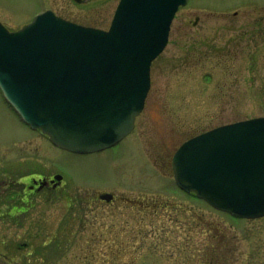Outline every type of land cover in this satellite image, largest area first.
Here are the masks:
<instances>
[{
	"label": "rangeland",
	"instance_id": "obj_1",
	"mask_svg": "<svg viewBox=\"0 0 264 264\" xmlns=\"http://www.w3.org/2000/svg\"><path fill=\"white\" fill-rule=\"evenodd\" d=\"M119 2L0 0V23L17 31L50 9L67 21L107 30ZM258 117H264V0H188L152 65L134 130L103 151L47 150L0 89V148L18 137L35 138L38 156L48 155L68 178L65 188L35 197L19 218L1 221L0 264H103L111 258L104 252L117 245L127 247L126 262L174 264L184 245L197 242L199 216L237 236L243 264H264V217L237 218L187 194L171 163L187 140ZM33 147L29 140L22 144L24 152ZM23 166V175L34 171ZM104 193L114 202L100 200ZM90 248L95 255L88 261Z\"/></svg>",
	"mask_w": 264,
	"mask_h": 264
},
{
	"label": "water",
	"instance_id": "obj_2",
	"mask_svg": "<svg viewBox=\"0 0 264 264\" xmlns=\"http://www.w3.org/2000/svg\"><path fill=\"white\" fill-rule=\"evenodd\" d=\"M188 0H120L108 31L48 11L19 31L0 23V89L34 130L75 153L112 147L130 134L151 86L152 62ZM178 186L213 208L264 217V117L185 142L173 159ZM101 200H112L104 193Z\"/></svg>",
	"mask_w": 264,
	"mask_h": 264
},
{
	"label": "flooded vegetation",
	"instance_id": "obj_3",
	"mask_svg": "<svg viewBox=\"0 0 264 264\" xmlns=\"http://www.w3.org/2000/svg\"><path fill=\"white\" fill-rule=\"evenodd\" d=\"M34 132H37L38 136L45 140L44 147L47 150L54 151L56 149L64 153H71L56 147L51 143L49 137L40 131ZM32 139L18 137L16 140L10 142L8 146L0 148V223L4 218H19L22 213L28 210L35 197L44 193L52 194L66 186V179L68 178L57 169L56 162L49 158L48 155L38 156V149L32 142ZM27 140L34 146V150L29 149L30 151L24 152L22 150V144ZM24 164L28 165L34 171L23 175L22 170ZM37 164L44 165L47 169H56L58 173L49 174L39 172L35 167ZM114 200L115 196L108 203H113Z\"/></svg>",
	"mask_w": 264,
	"mask_h": 264
},
{
	"label": "trees",
	"instance_id": "obj_4",
	"mask_svg": "<svg viewBox=\"0 0 264 264\" xmlns=\"http://www.w3.org/2000/svg\"><path fill=\"white\" fill-rule=\"evenodd\" d=\"M197 227L199 237L197 242L188 243L181 249V256L174 264H243L241 262L242 251L239 246L237 236L232 235L224 227L217 223L204 220L199 216ZM207 221V222H206ZM127 247L117 245L115 248L104 252L111 254L110 260H104L103 264H136V258H131L128 262L122 260ZM87 260L90 255H95V250H88Z\"/></svg>",
	"mask_w": 264,
	"mask_h": 264
},
{
	"label": "bare ground",
	"instance_id": "obj_5",
	"mask_svg": "<svg viewBox=\"0 0 264 264\" xmlns=\"http://www.w3.org/2000/svg\"><path fill=\"white\" fill-rule=\"evenodd\" d=\"M153 63H154V62H153ZM153 63H152V64H153Z\"/></svg>",
	"mask_w": 264,
	"mask_h": 264
}]
</instances>
